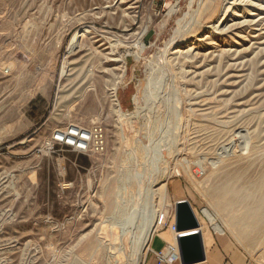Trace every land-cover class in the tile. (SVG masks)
Masks as SVG:
<instances>
[{"label": "rangeland", "instance_id": "obj_1", "mask_svg": "<svg viewBox=\"0 0 264 264\" xmlns=\"http://www.w3.org/2000/svg\"><path fill=\"white\" fill-rule=\"evenodd\" d=\"M226 1L0 0V264H138L180 198L208 253L223 238L264 264L239 232L264 211V0L211 30ZM72 125L101 127L106 150L45 149Z\"/></svg>", "mask_w": 264, "mask_h": 264}, {"label": "bare ground", "instance_id": "obj_2", "mask_svg": "<svg viewBox=\"0 0 264 264\" xmlns=\"http://www.w3.org/2000/svg\"><path fill=\"white\" fill-rule=\"evenodd\" d=\"M239 2V0H227L226 1V3H225V5H224V7H223V10H222V12H221V14L219 15V18L216 20V22L214 23V24H211L208 28H211V30H216L217 31V29H219V28H221L223 25H224V23L227 21V18L231 15V12L233 11V7L237 4ZM82 33H83V35H79V34H77L76 36H75V38L73 39V41H72V43H71V47H70V53H72V52H74L76 49H78L79 47H77L76 46V42L77 43H79L80 42V40H81V38L82 37H84L86 34H88V32H89V30L88 29H83L82 31H81ZM207 38V35L205 36V37H203V40H205ZM202 39V38H201ZM115 43L116 44H114V46H118V44H120L118 41H115ZM138 45V44H137ZM76 46V47H75ZM113 46V47H114ZM134 46V45H133ZM195 46H196V44H191V45H189V46H187V47H185V48H183V49H180V50H178L176 53L177 54H188V53H191L192 51H194L195 50ZM122 47V46H121ZM136 46H134V47H132V46H130V47H126V51L124 52L125 53V55L126 56H136L137 54H140L139 52H140V50L138 51V47L136 48L137 49V51L135 50L134 51V48H135ZM140 47V46H139ZM119 48H120V46H118V50H119ZM141 48H143V47H141ZM144 49V48H143ZM142 49V50H143ZM118 50H113V51H115V52H117ZM136 57H138V55L136 56ZM127 57H125V59H126ZM68 64V63H67ZM65 70H63V72H62V74L64 75L65 74ZM66 75V74H65ZM163 75V74H162ZM162 77V76H161ZM80 128V127H79ZM77 133V134H76ZM74 135H79L80 136V134L78 133V132H76L75 131V133H73ZM73 135V136H74ZM81 139H82V137H81ZM69 146H72V145H75L76 147H78L77 146V144H78V142H74V138L73 137H71L70 136V138L68 139V141L66 142ZM152 176V175H151ZM152 180V179H151ZM149 182H151V181H149ZM261 183H264V181L263 182H261ZM260 184V183H259ZM256 186H257V184H256ZM255 187V186H254ZM258 188V187H257ZM259 189V188H258ZM260 190H262V188L260 189ZM264 194V193H263ZM158 197H159V199L158 200H160V203L161 202H166L167 201V199H168V189H167V184H166V182L164 183V185L161 187V188H159L158 189ZM156 195V196H157ZM262 196V195H261ZM263 197V199H262V201L264 202V195L262 196ZM259 199H261V198H259ZM236 200V199H235ZM234 200V201H235ZM256 200V199H255ZM160 203H158V205L160 204ZM145 204V203H144ZM162 204H164V203H162ZM234 204L236 205V203L234 202ZM233 204V205H234ZM252 204V203H251ZM160 206V205H159ZM250 206H252V205H250ZM257 201L256 202H254L253 203V206L251 207V208H249V206H248V209H245L246 210V212L243 214V216L240 218V219H243L244 221H246L247 223H246V225L245 226H243V225H241L240 224V226H239V224H238V226L240 227V231L239 232H242V230H243V233H249V232H253V234L257 237V239L258 238H260L261 239V241H262V245H264V211H263V205H261L262 207H261V212H260V214L258 215V213L256 214V212H257ZM260 208V207H259ZM156 212H158V210H155ZM154 211V212H155ZM236 211V210H235ZM238 212V211H237ZM236 212V213H237ZM155 214V213H154ZM162 213H160V214H158L157 216H156V220L154 221L153 220V218H151L150 220H149V223L148 222H145V223H148V225H150V227H149V229H148V231L146 232V234H145V236H144V238L142 239V243H141V245L139 246V249H138V252H137V255H136V258H137V261H138V264H143L144 263V261H145V258H146V255L148 254V251L150 250V243H151V240H152V237H153V234L155 233V231L157 230H159L160 228L158 227V220H159V218H160V215H161ZM237 215V214H236ZM239 216V215H238ZM152 217V216H151ZM236 217V216H235ZM256 220V222H253V221H255ZM258 220V221H257ZM249 222H251L250 224H249ZM243 223V222H242ZM148 227V226H147ZM243 228V229H242ZM175 234V236H177V233H174ZM170 244H172V245H177V241H176V239L174 240V242L173 243H170Z\"/></svg>", "mask_w": 264, "mask_h": 264}, {"label": "built area", "instance_id": "obj_3", "mask_svg": "<svg viewBox=\"0 0 264 264\" xmlns=\"http://www.w3.org/2000/svg\"><path fill=\"white\" fill-rule=\"evenodd\" d=\"M75 131L78 132L80 136L74 135L73 133H75ZM70 136L74 138V142H78V147L75 145L69 146L66 143ZM58 146H69L79 153L93 152L96 154H101L106 150V139L103 129L99 126H96L91 130H86L72 125L65 131H56L50 141L46 143L45 149L51 152L55 151V148ZM158 227L160 229H170L173 233H177L175 214L173 213L171 217H168V213H162L158 220ZM156 233L157 230L153 234V237ZM154 255L158 264H180V252L178 245L166 244V246L161 251L154 253Z\"/></svg>", "mask_w": 264, "mask_h": 264}, {"label": "water", "instance_id": "obj_4", "mask_svg": "<svg viewBox=\"0 0 264 264\" xmlns=\"http://www.w3.org/2000/svg\"><path fill=\"white\" fill-rule=\"evenodd\" d=\"M175 225L181 264H199L206 260L200 222L189 201L176 203Z\"/></svg>", "mask_w": 264, "mask_h": 264}, {"label": "crops", "instance_id": "obj_5", "mask_svg": "<svg viewBox=\"0 0 264 264\" xmlns=\"http://www.w3.org/2000/svg\"><path fill=\"white\" fill-rule=\"evenodd\" d=\"M173 192L174 194H178V191ZM182 200L184 199H178V201ZM200 226L202 225L200 224ZM177 236H175V234L169 229H159L151 240L150 250L148 251L143 264H158L154 253L161 251L166 246V244L173 243L175 238L177 241ZM240 256L241 255L237 251H234V249L228 244L226 239L222 238L216 241V246L212 247L209 253L206 250V260L199 264H245Z\"/></svg>", "mask_w": 264, "mask_h": 264}]
</instances>
